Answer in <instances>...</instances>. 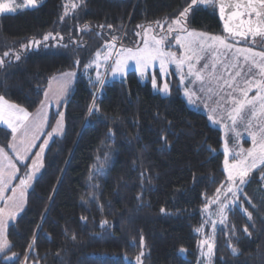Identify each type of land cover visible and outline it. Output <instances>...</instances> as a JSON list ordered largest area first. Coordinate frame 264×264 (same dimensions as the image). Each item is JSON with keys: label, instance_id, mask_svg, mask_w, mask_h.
I'll return each mask as SVG.
<instances>
[{"label": "trees", "instance_id": "16d2710c", "mask_svg": "<svg viewBox=\"0 0 264 264\" xmlns=\"http://www.w3.org/2000/svg\"><path fill=\"white\" fill-rule=\"evenodd\" d=\"M78 2L43 0L36 7L0 13V56L47 33L64 37L59 43L49 40L47 48L22 52L20 61L0 69V95L31 112L43 97L37 86L43 90L53 75L77 72L62 106L64 132L46 149L45 167L27 192V204L8 227L13 247L0 255V264H25L26 253L28 264H138L136 256L141 252V264H202L199 242L204 236L215 245L211 264H264L262 170L252 171L237 193L252 220L234 206L225 213L223 224L216 215V227L210 232L208 213L216 205L207 210L204 205L222 182L227 187L222 132L204 112L188 106L175 78L169 80L170 94L161 95L150 81L140 80L130 70L100 90V98L95 99L100 112L89 115L87 111L99 85L89 84L83 64L97 49L102 51L113 35L120 44H129L137 25L170 21L185 0H84L83 6L73 10L71 5ZM66 6L68 14L61 21ZM85 26L87 30L81 31ZM187 26L222 33L211 4L198 5ZM75 59L81 60L79 68L73 64ZM90 71L94 78L95 68ZM53 114L47 131L55 121ZM165 121H171L172 133L167 135V146L160 140ZM109 129L114 138L108 135ZM10 138V130L0 125V146L5 150ZM105 152L109 153L107 167L103 166ZM91 173L96 175L89 181ZM91 184L98 187L93 189ZM140 193L142 200H137ZM82 201H89L87 208ZM102 220L108 221L105 228L100 226ZM245 226L251 236L244 233ZM34 232L35 244L29 252ZM13 252L18 256L7 260Z\"/></svg>", "mask_w": 264, "mask_h": 264}, {"label": "snow or ice", "instance_id": "6c2138e0", "mask_svg": "<svg viewBox=\"0 0 264 264\" xmlns=\"http://www.w3.org/2000/svg\"><path fill=\"white\" fill-rule=\"evenodd\" d=\"M217 0H185V6L182 10L176 12L171 19L168 27L163 30V26L159 21L154 22L157 28L162 30V34L157 37V35H152L149 37L148 28L152 27L149 24L146 28L144 25H137V28L141 29V32L135 33L136 36L141 37V43L133 46L126 47L121 45L119 51L115 53V58L113 59L112 49L115 48L117 43V37L112 36L111 41H105L103 47L107 49L105 52H101L99 49L96 50L94 56L89 60L88 63L83 64V72L87 74L88 82L93 88H97L99 92L106 84V76L101 74V67L103 66L105 72L110 71L112 76L115 77L117 74L123 76V74L132 68L134 72L139 74V77L143 80H150L153 89L159 92L168 94L170 91V86L167 81H165L161 87L157 88V74L153 72L152 69H157L160 77L163 79L169 75L178 76V85L184 87V95L188 98L190 103L195 104L196 101L193 97H197V92L203 94L205 91V73L207 70H215L217 68L216 63H203L202 66L197 69L196 64L201 63V61L207 60V52L211 50L215 53L216 49L222 48L225 50H231L234 47L233 43H229V39L236 41L239 37L244 40L248 36L253 39L259 37L262 42H264V0H236L234 5L229 4L227 11L223 0H220L219 13L221 19L224 20V30L229 34V37H224L221 35H210L207 33L189 31L187 28V23L190 15L194 12L195 8L200 4H211L215 5ZM38 0H22L18 3L17 0H0V13H15L18 9H25L29 7H36ZM84 0H79L78 3H73L71 5L72 9L75 10L83 6ZM243 9V10H241ZM68 14L67 6L65 7V13L60 17L61 21L64 20L65 16ZM247 17V19H244ZM232 21H238L237 23H232ZM100 27H104L100 25ZM109 29H112V25H107ZM81 31H86L87 26ZM126 35V34H125ZM71 39V38H70ZM49 40H57L58 43L64 40V37L59 33L53 35L52 33H47L42 36V39H31L27 44H21L20 50L13 52L11 49L4 51L3 55L0 56V69H4L11 65L13 62H18L22 59V52L26 53L31 51L33 48L49 47ZM238 42V41H237ZM73 46H78L75 40H71ZM175 44L179 49H183L179 54L171 50H165L167 47L171 49L172 45ZM64 48L69 47L68 44H59ZM237 53H244L243 61L245 64L250 65L248 68V76H251L253 69H258L261 75L260 80H245V84L248 87L240 89V95L242 99H238L232 93L227 94V100L231 101L229 107L224 106V97H220L217 101V108L212 109L213 113L217 110L222 111L225 115L221 119L230 120L232 126L235 127L238 122L243 123L247 129H255L250 131L249 135L252 140L253 147L249 149H241L239 153H232L233 163H229V148L228 141L224 143V170L227 173L226 182L227 187L224 186L222 182L221 187L216 189L214 198H209L208 202L205 203L204 209L207 210L209 205H216V213L221 216L220 223H224L226 219L225 213L233 211L234 206L241 207L244 214L247 215L248 220H252V213L248 212L247 208H243L240 204V198L237 193H240L241 185H245L249 182L250 173L255 170H262L260 172L261 179L264 180V121L260 124L253 125L252 118L257 117V103L259 102V116L264 117V51H255L253 48H237ZM188 53H192L189 55ZM200 53H205V55H200ZM102 57V59H101ZM259 58V59H257ZM195 61V63H194ZM129 62H132L131 64ZM73 64L76 68L81 65L80 59H75ZM168 65H175V71L170 73L168 70ZM95 68V77L91 75V71ZM186 69V70H185ZM226 70L229 72V76L232 81L244 75L243 66L239 63H235L231 66H226ZM77 72L75 70H70L67 72H61L58 76H53L49 78V87L47 89H40L37 86V92L43 91L44 99L39 100V107L36 111L29 112L27 107L19 104L10 103L5 100L4 96L0 95V123L6 125L8 129L11 130L12 140L6 147L10 148L18 157L17 163L22 165L23 171L16 167L15 163L11 162L9 158L8 167L14 169L8 174H5L3 167H0V203L4 207H0V253L10 252L13 247L12 243L8 239V227L10 221H15L17 214L23 212L26 204L27 197L26 193L28 190L34 187L35 181L39 178V173L45 167L44 156L46 149L50 145V141L55 140L54 133L62 132V121L64 113L59 111L60 105H62L68 97L71 90L73 80ZM217 83V86L223 90L224 88L234 89V84L230 82L228 78L223 76L212 75ZM53 81L56 82V90L54 92L50 91L52 89ZM222 81V83H221ZM191 85V88L188 87ZM251 87L257 89L256 94L249 98L248 93ZM211 92V88L207 89ZM97 92H93V103L88 107V114L94 115L100 112V108L95 104V99ZM217 95H219L217 93ZM199 99V97H197ZM56 102L57 112L53 114L56 118V126L51 132H47L44 135L43 143L36 144L35 141L41 139L40 135L36 133H41L43 135V130L49 124V117L44 113L43 109L45 106L50 104L51 101ZM207 106V105H205ZM159 117V114H157ZM166 131L161 130L160 140L163 146L168 145L167 135L171 133V121H165ZM227 127V125H225ZM108 135L114 138V132L109 129ZM138 138V137H137ZM34 148H39V151L31 154ZM19 149H22L20 151ZM0 155L6 157L4 147H0ZM105 162L103 166L107 167V158L109 156L108 152L104 153ZM239 157V159H236ZM99 160V157H97ZM31 160L32 163L26 164L24 161ZM20 173V174H18ZM96 173H91L89 176V181L95 178ZM144 172L141 173L143 178ZM18 180L19 182L13 184L12 181ZM143 183V180H142ZM93 189L97 188L98 185L91 184ZM8 193H11L10 195ZM229 194L233 197L229 199ZM143 194L137 195V200H142ZM245 199H247L246 194H244ZM96 199L95 194L92 195V200ZM251 204V200H248ZM89 201H82V205L87 208ZM102 207V206H101ZM253 207H255L253 205ZM47 211V210H46ZM161 213L165 212L164 208L160 209ZM210 215V213H209ZM82 221H86L87 217H81ZM205 221L204 223H208ZM213 228L216 227V222L212 221ZM101 228L108 226L107 220H102L100 222ZM197 232L200 229H196ZM244 233L251 236L248 231V226L243 228ZM36 233L34 232L32 240L28 244L29 252L35 244ZM75 240V236L72 237ZM141 247L144 245V237L140 236ZM201 247L207 246V256L211 258L214 253L215 245L205 239L200 242ZM231 247V245H229ZM233 254H237V249L232 248ZM144 255L141 252L136 256V261L141 264V257ZM18 256L17 253L13 252L11 257H6L7 260H13ZM25 264H28V253L25 255Z\"/></svg>", "mask_w": 264, "mask_h": 264}, {"label": "rangeland", "instance_id": "374dc122", "mask_svg": "<svg viewBox=\"0 0 264 264\" xmlns=\"http://www.w3.org/2000/svg\"><path fill=\"white\" fill-rule=\"evenodd\" d=\"M42 1L43 0H38V4H40ZM17 2L20 3V2H22V0H17ZM200 5H206V4H200ZM18 10H21V9H18ZM170 21H164V20L159 21L160 24L163 26V30L166 31ZM148 25H145V27L147 28ZM187 28L189 29V31H196V32L207 33L210 35H221V36L227 37L225 33H210V32H207V31L201 30V29L198 30L195 28H189L188 26H187ZM137 32H141V29L136 27L135 33H137ZM161 34H162V30L160 28H157L155 24H152V27L148 28L149 37L152 35H157V37H159V35H161ZM133 37H135V38L132 39V41L129 42V44L125 43V41L122 44H120L117 40L115 48L112 49L113 59L115 58V53L117 51H119V48L121 45H124L126 47H133V46H136V45L141 43V37H138L135 34ZM228 42L234 44L233 49L225 50V49L218 47L216 49L215 53H213L211 50H209L207 52V57H208L207 60L201 61V63L196 64L197 69H199L202 66V64L205 62L209 63L210 65L212 63H216L217 68L215 70L209 69L206 71V73H205L206 78H205V83H204L205 91L203 92V94L197 92V97H199V99H197V97H193V99L196 101L195 104L190 103L188 101V98L184 95V87L178 85V76L169 75V76H166L162 79L160 77L157 69H152V71L153 72L157 71L156 72V74H157V88L161 87L165 81H167L169 83V86H170L169 80H171L172 78H175L177 80V85L181 91V94H182L183 98L185 99L186 103L188 104V106L204 112L206 114L207 118L209 119V122L220 129V131L222 132L221 150L224 154V143L227 140L228 141V148H229L228 160H229V163L231 164V163H233V159H234L232 153H239L241 151V149L246 150V149L253 147L249 132L254 131L255 129L254 128L253 129H247L243 123H239V122L235 127H233L232 122L230 120L221 119L225 115L224 112L217 110L216 113H213L212 109L217 108V101L220 100V97H224V106L229 107L231 104V101L227 100V94L228 93H232L238 99H242L243 97L240 95V89L249 86V85L245 84L246 79H249L252 81L261 79V75H260V72L258 69H253L251 76L247 75L248 68L250 67V65L245 64V62L243 61L244 53H237L236 49L237 48H253L255 51H264V42L262 43L261 39H258L257 37L255 39H250L247 41L245 40V41H238L237 42V40H236L235 42L234 41H228ZM165 50L166 51L171 50V51L177 52L178 54L183 51V49H179L177 46H175V44L172 45L171 49H168L166 47ZM105 51H107V49L104 48L101 52L103 53ZM188 54L191 55L192 53H188ZM200 55L203 56V55H205V53H200ZM101 59H102V57H101ZM257 59H259V58H257ZM129 63L131 64L132 62H129ZM194 63H195V61H194ZM235 63H239L243 66L244 75L237 78L235 81H232L231 77L229 76V72L226 70V66H231ZM167 67H168V70L170 73L175 71V65H168ZM130 70H132L131 67H129V69L123 74V76L117 74L115 77H113L110 71L105 72V69L103 66L100 69L101 74L103 76H106L107 81H111L113 79L123 78L125 76V74ZM135 73L137 74V76L140 80L146 81V80L141 79L137 72H135ZM212 75L223 76L224 78H228L230 80V82H232L234 84V89L224 88L223 90H221L217 86L216 81L214 79H212ZM147 81H150V80H147ZM221 83H222V81H221ZM150 84H151V82H150ZM151 87H152V85H151ZM188 87L191 88V85H188ZM209 88H211V92L207 91V89H209ZM152 89H153V87H152ZM153 90L160 93L161 95H169L170 94V91L168 94H165L163 92L157 91L156 89H153ZM256 91H257V89L255 87H251V90L248 93L249 98L254 96L256 94ZM217 93L219 95H217ZM205 105H207V106H205ZM256 110H257V117L252 118L253 125L260 124L262 121H264V117L259 116V102L257 103V109ZM225 125H227V127ZM223 156H224V158H223V170H224L225 155H223ZM236 159H239V157H236ZM224 173L227 175L225 170H224ZM242 186L243 185H241L240 187L242 188ZM262 186L264 188V180H263ZM232 198L233 197L230 195L229 199L231 200ZM209 213H210V215H209ZM209 213H208L207 219H210L211 221H215V222L218 218L221 219V216H219L217 219H215V217L217 215L216 210H214V212H209ZM210 224H211V227L209 228V231L211 232L213 230V226H212V223H210ZM209 234H212V233H209ZM205 239H208L209 242L212 243V240L209 236H204L203 240H205ZM203 240H200V242ZM200 242H199V249L201 250V253L203 254L204 259H205V261H202V264H211V258H209L207 256V246L201 247Z\"/></svg>", "mask_w": 264, "mask_h": 264}, {"label": "crops", "instance_id": "0c3cea01", "mask_svg": "<svg viewBox=\"0 0 264 264\" xmlns=\"http://www.w3.org/2000/svg\"><path fill=\"white\" fill-rule=\"evenodd\" d=\"M229 41H231V40H229ZM64 72H67V71H64ZM59 74H60V73H58V74H56V75H53V76H58ZM53 76H52V77H53ZM75 78H76V76H75ZM75 78H74V80H73V83H72V86H71V90L73 89L74 82H75ZM48 87H49V81H48L47 86H46L45 89H47ZM56 87H57L56 82L53 81L52 89H51V91H50V94H51V92H54V91L56 90ZM71 90H70V91H71ZM69 93H70V92H69ZM68 95H69V94H68ZM42 99H44V96L42 97ZM5 100L8 101V102H10V103H13V102L9 101V100L6 99V98H5ZM64 103H65V102H64ZM64 103H63V104H64ZM15 104H16V103H15ZM63 104L60 105L59 111H62V112L64 113V109H63V107H62ZM39 106H40V105H38L37 108H38ZM37 108H36V109H37ZM36 109L33 110V111H31V112L34 113V112L36 111ZM43 111H44V113H45V114L49 117V119H50V115H51V113H52V112H54V113L57 112L56 102H55L54 100L51 101L50 104H48L47 106L44 107ZM0 125L3 126V127H5V128H7V126H6V125H3L2 123H0ZM55 126H56V118H55V121H54V123H53V125H52L50 131H47V126H46V127L44 128V130H43V135H42L41 133H36V135H40V136H41V139L36 140L35 143H36L37 145L43 143L44 135H46L47 132H51ZM62 127H63V131H62V132H58V133H54L55 136H61V135L63 134V132H64V117H63V121H62ZM7 129H8V128H7ZM8 130H10V129H8ZM10 132H11V130H10ZM11 140H12V136H11L9 142H10ZM50 143H51V141H50ZM8 144H9V143H8ZM0 147H1V146H0ZM19 150L22 151V149H19ZM36 151H39V148H34L31 154L34 156V153H35ZM5 153H6V157L0 155V167H3V169H4V171H5V174H8V173H10L11 171H14V169H11V168L8 167V164H9V158L11 159V162H12V163H15V164H16V167H17V168H20V167L22 166L20 163H17L18 157H17V155H16V152H14V151L11 150L10 148H8V150H5ZM24 163L30 165V164L32 163V161H31V160H26V161H24ZM25 171H26V169H25ZM18 174H19V173H18ZM18 182H19L18 180H14V181H12L13 184H16V183H18ZM8 194L10 195L11 193H8ZM26 197H27V193H26ZM0 207H4V205H3L2 203H0ZM19 214H20V213H19ZM19 214H17V217H18ZM13 222H14V221H10V222H9V225H10L11 223H13ZM5 253H7V252L0 253V255H3V254H5Z\"/></svg>", "mask_w": 264, "mask_h": 264}, {"label": "water", "instance_id": "95a60500", "mask_svg": "<svg viewBox=\"0 0 264 264\" xmlns=\"http://www.w3.org/2000/svg\"><path fill=\"white\" fill-rule=\"evenodd\" d=\"M223 3L225 5V8H226V11H227V7L229 4H232L234 5L236 3V0H223ZM241 3L243 4V0H241ZM219 5H220V0H217V3H216V7H217V12H218V17L220 18V22H221V25H222V29L225 33H227L225 30H224V20L221 19V16H220V13H219ZM243 10V9H241ZM244 19H247V17H244ZM238 21H232V23H237ZM228 34V33H227ZM229 35V34H228ZM250 38H252L251 36H249Z\"/></svg>", "mask_w": 264, "mask_h": 264}, {"label": "built area", "instance_id": "2783aa9c", "mask_svg": "<svg viewBox=\"0 0 264 264\" xmlns=\"http://www.w3.org/2000/svg\"><path fill=\"white\" fill-rule=\"evenodd\" d=\"M100 97V94L97 92V96H96V98H99Z\"/></svg>", "mask_w": 264, "mask_h": 264}, {"label": "flooded vegetation", "instance_id": "af4514ba", "mask_svg": "<svg viewBox=\"0 0 264 264\" xmlns=\"http://www.w3.org/2000/svg\"><path fill=\"white\" fill-rule=\"evenodd\" d=\"M219 20H220V18H219ZM238 39V38H237Z\"/></svg>", "mask_w": 264, "mask_h": 264}]
</instances>
